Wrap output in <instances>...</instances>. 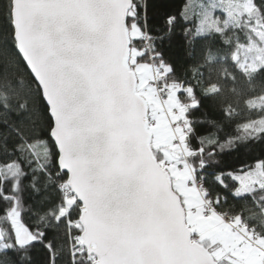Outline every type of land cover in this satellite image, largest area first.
I'll return each instance as SVG.
<instances>
[{
  "label": "snow or ice",
  "instance_id": "snow-or-ice-1",
  "mask_svg": "<svg viewBox=\"0 0 264 264\" xmlns=\"http://www.w3.org/2000/svg\"><path fill=\"white\" fill-rule=\"evenodd\" d=\"M262 76L264 0H0V264H264Z\"/></svg>",
  "mask_w": 264,
  "mask_h": 264
},
{
  "label": "trees",
  "instance_id": "trees-1",
  "mask_svg": "<svg viewBox=\"0 0 264 264\" xmlns=\"http://www.w3.org/2000/svg\"><path fill=\"white\" fill-rule=\"evenodd\" d=\"M168 2L171 4L173 10H177L179 9L185 2V0H168ZM253 83L256 85V89H255V93L258 94L261 91H264V76L262 77H257L255 81H253ZM240 87L247 93V95H253L254 93L249 92L248 91V85L246 83H241ZM221 99L224 100L225 103L227 102H232L234 104V106L238 107L243 114H246V110L244 108V97H236L235 95L229 93V92H225L224 93V97H217L216 99V103L219 104ZM237 100H239V103L237 104ZM248 115H254L253 114H248ZM226 131H231V129H226ZM242 157H240L238 154H233L227 157V161L228 163H233L236 160L240 159ZM246 159V157H243ZM229 203H232L231 197H229Z\"/></svg>",
  "mask_w": 264,
  "mask_h": 264
},
{
  "label": "rangeland",
  "instance_id": "rangeland-1",
  "mask_svg": "<svg viewBox=\"0 0 264 264\" xmlns=\"http://www.w3.org/2000/svg\"><path fill=\"white\" fill-rule=\"evenodd\" d=\"M252 55H256L257 52L255 51V48L253 49V52L251 53Z\"/></svg>",
  "mask_w": 264,
  "mask_h": 264
}]
</instances>
